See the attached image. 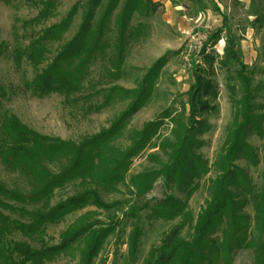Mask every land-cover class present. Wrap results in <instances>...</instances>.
I'll return each instance as SVG.
<instances>
[{
	"label": "trees",
	"instance_id": "trees-1",
	"mask_svg": "<svg viewBox=\"0 0 264 264\" xmlns=\"http://www.w3.org/2000/svg\"><path fill=\"white\" fill-rule=\"evenodd\" d=\"M178 4L180 0H171ZM205 9L204 0H189ZM77 0L68 16L46 29L31 44L35 63H41L47 52L45 41L60 40L71 25L76 14L81 13L79 31L67 42L53 62L34 80V85L43 90H61L66 94L81 89L90 61L98 49L109 23L114 17L117 36L119 63L129 41L128 33L133 19L156 11L160 4L152 0ZM227 19V16H224ZM226 36H223L224 32ZM225 39L223 54L209 51ZM200 61L193 68L194 81L187 95L188 115L173 130V140L164 143L171 149L169 159L160 169L133 174L127 180L131 164L149 144L155 133L154 127L163 114L149 121L143 129L133 132L132 143L125 149L114 148L110 139L120 131L135 113L144 107L151 97L152 87L158 79L160 69L167 63L164 55L154 62L140 85L135 89L113 87L108 99L116 90L121 96L132 97L131 103L120 114L114 124L83 142L64 140L43 135L25 125L13 113L5 116L0 131L4 134L0 144V158L13 167L27 168L38 181L34 191L23 193L10 189L0 181V207L2 211L17 209L11 202L39 203L49 201L57 190H63L74 181L81 189L46 209L28 210L18 208L26 221L11 219L0 212V264H47L62 253H67L76 242H82L81 259L73 264H106L97 262L110 236L115 234L126 220L136 221L124 242L127 251L119 249L110 264H232V252L238 247L254 248L259 264H264V187L255 191L250 175L236 161L243 158L253 165L259 163L256 152L248 141L251 132L263 133L264 113L256 103L254 72L243 60L237 48L236 36L226 25L217 27L209 35L206 45L199 53ZM208 67L202 64L201 58ZM225 70L231 79L230 88L235 92L232 120L217 158L219 174L213 181L212 195L206 207L197 215L189 209L188 200L194 193L196 179L209 170L207 160L196 153L195 148L203 145L198 137L212 128L207 115L219 111L216 101L219 90L214 73V64ZM5 90L0 85V93ZM5 139V140H3ZM65 160L66 167L52 174L45 162ZM163 177L174 189L162 200L152 204L150 200L136 205L127 199L108 202L101 188L106 191H127L139 195L149 192L154 182ZM252 204L255 216L245 211ZM112 211L109 220L94 219L80 224L72 223L61 234L57 243L34 248L22 240L9 239L14 233L26 237L36 235L41 229L55 224L86 207ZM120 211L121 215H117ZM150 222L179 219L164 235L160 244L151 248L141 258L145 235L141 225L143 219ZM257 225L253 230L252 225ZM193 229L187 237V227ZM220 232V234H217Z\"/></svg>",
	"mask_w": 264,
	"mask_h": 264
},
{
	"label": "rangeland",
	"instance_id": "rangeland-1",
	"mask_svg": "<svg viewBox=\"0 0 264 264\" xmlns=\"http://www.w3.org/2000/svg\"><path fill=\"white\" fill-rule=\"evenodd\" d=\"M76 1L0 0V85L5 90L0 93V128L5 116L13 113L38 133L77 143L83 142L86 138L109 129L131 103L133 98L121 96L120 90H116L112 98L108 99L111 89L137 88L154 62L167 55L168 61L160 69L148 103L110 139L114 148L125 149L131 145L134 131L141 130L149 121L168 114L167 117L159 119L149 144L139 156L134 158L127 180L133 174L160 169L162 163L168 161L171 152L164 143L173 140V130L184 119L183 117L188 115V105L184 107V103H187V92L194 78H191V75L181 78L175 76L179 74L186 54L188 36L192 32L201 31L207 33L209 38L215 28L223 25L235 34L237 48L243 60L254 72V85L257 87L256 103L259 105L258 111L264 113V0H204L207 5L205 9L189 0H180L178 6H173L176 4L172 2L171 7L177 9L178 14L176 23L159 24L156 20L150 22L147 19L149 16L161 15L162 12L168 14L167 10L164 8L163 11L161 7L147 15H138L131 23L128 31L129 41L120 63L117 32L112 17L109 29L100 43L103 48L98 49L90 61L79 91L66 94L61 90L38 89L34 85V80L53 62L65 44L77 34L81 25V13L74 16L71 25L60 40L44 42L47 52L41 63L31 60V44L46 29L65 19ZM224 16H227L226 20ZM226 34L225 31L223 36L225 37ZM224 46L225 39H221L209 51L222 55ZM201 60L202 64L208 67L203 57ZM210 75L217 82L219 94L216 101L219 103V111L207 115L212 128L198 135L204 143L195 148V151L207 160L209 170L202 178L196 179V189L188 200L189 209L195 215L206 207L211 198L213 181L219 174L216 162L232 120L235 98V92L230 88L231 79L217 63L214 64V73ZM3 137L4 134L0 131V144L3 142ZM248 141L256 152L259 163L253 165L243 158L238 159L236 163L250 175L255 191L260 194L264 187V122L263 133L251 132ZM45 165L52 174H56L66 167L67 162L65 160L45 162ZM0 181L6 187L23 193L34 191L38 186V181L30 169L5 164L1 158ZM80 189L79 181H74L65 189L57 190L49 201L39 203L8 201V203L17 209L21 207L28 210L46 209ZM101 189L104 199L108 202L127 199L131 204L136 205L147 200L152 204L157 203L174 191L162 176L144 195L132 194L123 185L121 192ZM17 209L2 211L0 207V212L11 219L26 221ZM245 211L252 217L255 216L252 204H249ZM113 214L114 210L107 211L89 206L60 222L45 226L32 237L14 233L9 239L22 240L34 248H41L57 243L62 232L74 222L80 224L94 219L107 221ZM117 215H121L120 211ZM178 220L150 222L146 218L143 219L141 225L144 227L145 235L141 258H144L151 248L160 244L164 235ZM134 223L137 222L126 220L119 226L117 232L109 237L97 262L106 260V264H110L117 249L122 253L127 251L124 242L127 241ZM256 226L252 225V229L254 230ZM192 232L193 229L189 226L185 235L190 237ZM83 244V241L76 242L67 253L58 255L47 264L78 263ZM232 260V264H259L255 249L250 247L235 248L232 252Z\"/></svg>",
	"mask_w": 264,
	"mask_h": 264
},
{
	"label": "built area",
	"instance_id": "built-area-1",
	"mask_svg": "<svg viewBox=\"0 0 264 264\" xmlns=\"http://www.w3.org/2000/svg\"><path fill=\"white\" fill-rule=\"evenodd\" d=\"M208 41V34L205 32L197 31L192 32L188 36V44L186 54L182 60L180 71L176 77L180 78L185 75H193V68L200 62L199 53L204 48V45Z\"/></svg>",
	"mask_w": 264,
	"mask_h": 264
},
{
	"label": "crops",
	"instance_id": "crops-1",
	"mask_svg": "<svg viewBox=\"0 0 264 264\" xmlns=\"http://www.w3.org/2000/svg\"><path fill=\"white\" fill-rule=\"evenodd\" d=\"M155 3L160 4L159 7H161L164 11L167 10V13L162 12L161 15H153L149 16L147 19H149L150 22H154L155 20L159 22V24H166V23H172V22H177L178 20L176 19L178 17L177 14V9H174L171 7L173 5L171 0H153ZM173 6H178V4L173 5ZM177 8V7H175ZM170 10V11H169ZM176 11V13H175ZM164 26V25H163ZM193 78V75L191 76Z\"/></svg>",
	"mask_w": 264,
	"mask_h": 264
}]
</instances>
